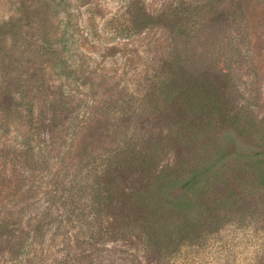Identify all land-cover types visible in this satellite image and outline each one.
Returning <instances> with one entry per match:
<instances>
[{"label": "rangeland", "instance_id": "rangeland-1", "mask_svg": "<svg viewBox=\"0 0 264 264\" xmlns=\"http://www.w3.org/2000/svg\"><path fill=\"white\" fill-rule=\"evenodd\" d=\"M45 1L0 0V264H32V252L19 258L12 225L15 208L26 204L24 173L38 175L35 165L31 163L27 168L25 161L24 136L33 130L26 129V125L34 119V129L43 137H61L67 133L71 118L70 111L54 110L50 103L52 93L57 92L52 86L58 87L59 81L46 48L50 26ZM132 1L72 0L83 32L73 52L78 47L79 53L91 50L93 54L88 57L92 64H101L99 68L112 79L101 89L96 87L100 80L95 84L90 80L88 86L98 89V95L105 99L101 102L110 96L108 100L115 104L111 125L117 128L120 139L128 141V150L138 157L141 151L151 153L158 158L159 166L172 168L193 149L179 135V113L170 119L165 111H154L131 93L151 89V79L167 68L176 69L178 75L188 73L194 81L205 77L212 85L206 91L211 92L213 86L218 88L217 113L194 119L193 129L200 132L210 121L199 141L204 144L205 153L211 155L218 148L226 153L264 150V0H135L145 1L151 11L162 15L158 20L160 27L135 42L125 39L121 32L118 35V29L123 31L124 13ZM180 25L188 26L184 34L175 32ZM213 35L215 39L207 40ZM205 37L200 49H196L195 43ZM173 51L180 53V66L170 64ZM138 74L143 78L139 87L135 80ZM118 88L125 92L121 95ZM188 97L191 100H178L192 108L197 106L199 98ZM109 156L115 154L105 157ZM117 159H112V163ZM215 165L220 174L226 172V182L208 195L212 199L216 192L225 196L230 191L235 194L234 203L230 209L221 210L218 221L206 219L194 227L198 236L188 238L178 249L159 252L139 227L124 228L117 190L130 187L137 176L134 170L116 172L115 166V204L102 214L103 228L98 240L87 241L92 222V216L87 215V199L76 200L81 209L78 211L68 204L67 217L77 225L70 228L68 235L74 241L86 240L88 244H82L80 252L94 264H264V188L239 184L247 174L238 173L236 180L233 170L241 169L242 163L218 161ZM87 169L91 177L84 186L91 192L88 185L97 181L93 175L98 174L91 166ZM101 169L104 172L106 165H99L98 170ZM102 180L106 182L104 177ZM182 194L180 188L168 190L171 200ZM216 204L211 200L213 208ZM82 210L85 214L80 213ZM5 217L13 221L4 229ZM164 220L168 221L166 217ZM94 231H98L97 226Z\"/></svg>", "mask_w": 264, "mask_h": 264}, {"label": "trees", "instance_id": "trees-1", "mask_svg": "<svg viewBox=\"0 0 264 264\" xmlns=\"http://www.w3.org/2000/svg\"><path fill=\"white\" fill-rule=\"evenodd\" d=\"M45 6L50 26L46 48L54 61L52 68L59 81L58 87L52 86L53 91L56 89L57 92L52 93L50 103L54 110L70 111L71 118L67 121V133L61 137L51 134L43 137L39 130L35 131L33 118L26 125V129L33 130L24 136L25 161L27 168L31 167V163L35 165L38 175L32 177L29 171L24 173L26 204L15 208V222L12 225L17 234L15 238L20 249L19 258L32 252V264H94L80 252L82 244H88L86 240L74 241L68 235L70 228H77V225L72 218L67 217L70 211L66 208L71 204L75 211L81 210L76 200L87 199L90 202L86 206L87 215L92 216L88 228L91 233L87 241L98 240L97 235L101 234L103 228L102 214L115 204L113 166L116 172L134 170L137 176L131 181L130 187L117 190L124 228L129 230L139 227V231L150 239L148 243L159 252L178 249L188 238L198 236L199 231L194 227L206 219L218 221L221 210L232 207L235 194L230 191L225 196L217 195L219 192L212 199L209 196L217 186L226 182V172L220 174L215 170L216 162L242 163L241 169L238 167L233 170L237 173L236 180L238 173L247 174V178L239 181V184L243 187L251 184L264 188V150L226 153L223 148H218L210 155L205 153L204 144L199 143L210 121L200 132L193 129L194 119L198 120L203 114L213 116L217 113L219 98L216 86L210 89L211 92L206 91L212 85L203 76L201 80L194 81L188 73L178 75L176 69L167 68L151 79V89L143 88L144 91L140 92L131 90L133 95L142 100L143 105L156 112L165 111L170 119L179 113L176 118L179 135L189 142L188 145H193L188 157L179 161L177 167L170 168L159 166L158 158L151 153L141 151L138 157L130 152L128 141L120 139L117 128L111 125L115 104L108 100L110 96L101 102L105 99L102 94L98 95V89L109 85L112 79L99 68L101 64H92V58L88 57L93 54L91 50L83 49L79 53L78 47V52H73L78 37L80 40V36H83L78 21L79 11L75 10L72 0H46ZM127 6L125 25L123 31L118 29V35L121 32L125 39L135 42L154 27H160L158 20L162 15L151 11L145 1L140 3L133 0ZM187 28L186 25L176 26L175 32L184 34ZM205 39L195 43L194 47L200 49ZM210 39H215V36L207 40ZM179 54L177 51L171 53V65H181ZM90 80L94 84L100 80L96 85L98 89L88 86ZM135 80H138L139 87L143 78L138 74ZM202 90L206 92L204 95ZM117 91L122 95L125 89L118 88ZM106 93L109 94L110 90L106 89ZM193 95L199 98L194 108L178 100L179 97L191 100L188 96ZM113 153L114 157H105ZM114 158H118L116 163H112ZM99 165H106L107 169L104 172L98 170ZM90 166L98 174L93 175L97 181L88 185L91 192L84 186V182L91 177L87 173V167ZM103 177L106 182L102 180ZM171 188L183 190L182 196L171 200L168 196ZM211 200L217 202L214 208ZM80 213L85 214L83 210ZM165 217L168 221L164 220ZM11 221L13 219L5 217L3 228H8ZM96 226L99 232L94 231Z\"/></svg>", "mask_w": 264, "mask_h": 264}]
</instances>
